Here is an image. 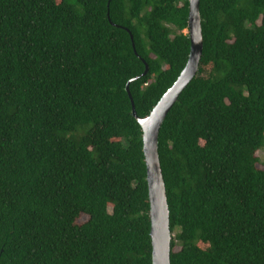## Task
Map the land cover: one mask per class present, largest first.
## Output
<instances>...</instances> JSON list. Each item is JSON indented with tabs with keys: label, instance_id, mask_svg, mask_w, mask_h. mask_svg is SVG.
Listing matches in <instances>:
<instances>
[{
	"label": "trees",
	"instance_id": "obj_1",
	"mask_svg": "<svg viewBox=\"0 0 264 264\" xmlns=\"http://www.w3.org/2000/svg\"><path fill=\"white\" fill-rule=\"evenodd\" d=\"M198 8V70L157 138L170 264H264V0ZM188 11L0 0V264H151L125 87L147 117L188 61Z\"/></svg>",
	"mask_w": 264,
	"mask_h": 264
},
{
	"label": "water",
	"instance_id": "obj_2",
	"mask_svg": "<svg viewBox=\"0 0 264 264\" xmlns=\"http://www.w3.org/2000/svg\"><path fill=\"white\" fill-rule=\"evenodd\" d=\"M199 1L189 0V11L187 21V34L190 40V52L186 66L170 89L161 97L150 114L140 119L136 116L133 101L129 93L128 85L125 90L131 103L132 116L138 122L142 132V152L146 167V182L149 200V220L151 237V264H170V242L172 234L169 229V211L166 200V191L161 174L160 163L157 152V138L162 121L177 100L181 91L194 78L198 70V64L202 52V32L199 15ZM148 67L145 64L146 75ZM168 98L160 116L152 120L154 113L160 105Z\"/></svg>",
	"mask_w": 264,
	"mask_h": 264
},
{
	"label": "bare ground",
	"instance_id": "obj_3",
	"mask_svg": "<svg viewBox=\"0 0 264 264\" xmlns=\"http://www.w3.org/2000/svg\"><path fill=\"white\" fill-rule=\"evenodd\" d=\"M167 102H168V98L160 105V107L158 108V110L154 113V116L152 118L153 121L156 122V120L160 116V113H161L163 107L166 105Z\"/></svg>",
	"mask_w": 264,
	"mask_h": 264
},
{
	"label": "rangeland",
	"instance_id": "obj_4",
	"mask_svg": "<svg viewBox=\"0 0 264 264\" xmlns=\"http://www.w3.org/2000/svg\"><path fill=\"white\" fill-rule=\"evenodd\" d=\"M185 33H187V32H185ZM257 155L262 159V157L264 156V152H263V151H260L259 153H257ZM257 167H258L259 169L264 170V165H263V164H259ZM83 221H85V218H81V219L79 220V222H83Z\"/></svg>",
	"mask_w": 264,
	"mask_h": 264
}]
</instances>
